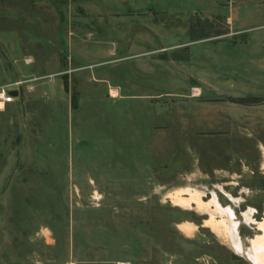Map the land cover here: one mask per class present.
<instances>
[{"label":"rangeland","instance_id":"obj_1","mask_svg":"<svg viewBox=\"0 0 264 264\" xmlns=\"http://www.w3.org/2000/svg\"><path fill=\"white\" fill-rule=\"evenodd\" d=\"M8 66L63 96L19 104L0 264H252L167 195L215 198L245 253L263 235L264 0H0Z\"/></svg>","mask_w":264,"mask_h":264},{"label":"crops","instance_id":"obj_2","mask_svg":"<svg viewBox=\"0 0 264 264\" xmlns=\"http://www.w3.org/2000/svg\"><path fill=\"white\" fill-rule=\"evenodd\" d=\"M85 69L86 68H84L83 66L75 69L73 73L75 74ZM16 81H21L20 85L11 86L9 88L10 93L13 96V100L10 102L0 101V129H1L0 132L2 134V137H0L1 138L0 143L2 144L0 146V182L3 181L5 179L4 177L8 174H9V179H12V177H14L16 172L19 171V167H20L19 165L21 163L26 162L27 164L32 166H34L35 163L34 158H32L31 161H25V159L21 156V151L24 150V147L26 148L28 147L26 146L27 139H30L34 131H32V133L31 131L30 133L27 131L26 133L25 130L23 129V126L25 124L22 123L19 117V113H18L19 104L22 103L24 104V106H28L31 104L32 107L30 108V110L34 111L33 103L35 104L36 102L40 101L43 95H47L48 92L51 93L52 97L55 98L57 97L58 99L61 97V95L63 96V92L60 89V85L57 81H52L50 83H46L45 85L44 83H42V81L38 80V77L35 76L27 79L16 77L13 73V69L11 68V66L7 69H5L4 67H0V88ZM73 82L78 90L74 76H73ZM100 83L105 84V82H100ZM113 88H116L118 92L117 93L118 96L119 88L118 87H113ZM106 90L107 88L105 87V92ZM16 93H19L20 95H17ZM80 104H81V94L79 92V100H78L77 108L74 109L72 112H70L71 115L79 110ZM21 134H23V142L20 144V146L18 145L17 147H15V142ZM28 134L30 136L29 138H28ZM14 150H16L17 159L13 162ZM13 164L14 165L16 164V166L18 165V168L14 173L12 171Z\"/></svg>","mask_w":264,"mask_h":264},{"label":"bare ground","instance_id":"obj_3","mask_svg":"<svg viewBox=\"0 0 264 264\" xmlns=\"http://www.w3.org/2000/svg\"><path fill=\"white\" fill-rule=\"evenodd\" d=\"M117 90L113 89L111 90V95L113 97L117 96ZM262 168L264 170V161L262 163ZM188 193L189 197H184L183 194ZM170 197V199L172 200L173 203L181 205L182 207L185 208H191L192 207V202H194L195 204V209H209L210 210V206L214 207L211 210V215H210V220L207 222V224H209L211 226V228L218 233L221 237L222 240L229 245V247H231L234 251L239 252V253H244L247 254L246 257H248L250 259V261L252 262V264H264V223L259 224L258 226H260V228L263 231V235L258 237L255 241H253L252 243V250H248L247 253H245V248H243L241 246V244L238 242L237 237L234 234V225L232 223V221L228 216V210H224L215 200V198L211 199V201H207L206 203L203 202V200L201 199V192L194 189L193 191L190 189H177L172 193H168V195ZM213 214H217L220 215L222 217V219H220L219 223H222L223 229L219 230L218 227V223L215 222L214 218H213ZM230 213V212H229ZM249 218V216H248ZM186 227H184L185 229ZM192 226H187V230L188 232L191 231ZM186 231V230H185ZM247 250V249H246ZM252 252V253H250Z\"/></svg>","mask_w":264,"mask_h":264},{"label":"built area","instance_id":"obj_4","mask_svg":"<svg viewBox=\"0 0 264 264\" xmlns=\"http://www.w3.org/2000/svg\"><path fill=\"white\" fill-rule=\"evenodd\" d=\"M20 83H21V81H16V82H13V83H10V84H7V85L1 87L0 88V101H2V102H10V101H12L13 100V96L10 93V89H8L9 91L6 92L5 88H10L11 86H18V85H20Z\"/></svg>","mask_w":264,"mask_h":264},{"label":"trees","instance_id":"obj_5","mask_svg":"<svg viewBox=\"0 0 264 264\" xmlns=\"http://www.w3.org/2000/svg\"><path fill=\"white\" fill-rule=\"evenodd\" d=\"M229 100L241 104H253L254 102L258 101L256 97H246V98H237V99L231 98Z\"/></svg>","mask_w":264,"mask_h":264},{"label":"water","instance_id":"obj_6","mask_svg":"<svg viewBox=\"0 0 264 264\" xmlns=\"http://www.w3.org/2000/svg\"><path fill=\"white\" fill-rule=\"evenodd\" d=\"M17 95H20L19 93H16Z\"/></svg>","mask_w":264,"mask_h":264}]
</instances>
